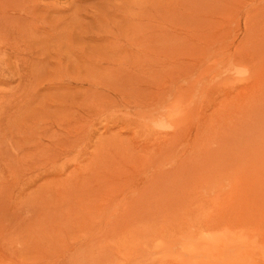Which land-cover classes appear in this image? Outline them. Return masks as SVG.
Masks as SVG:
<instances>
[{"label": "rangeland", "instance_id": "obj_1", "mask_svg": "<svg viewBox=\"0 0 264 264\" xmlns=\"http://www.w3.org/2000/svg\"><path fill=\"white\" fill-rule=\"evenodd\" d=\"M0 218V264H264V0H0Z\"/></svg>", "mask_w": 264, "mask_h": 264}, {"label": "bare ground", "instance_id": "obj_2", "mask_svg": "<svg viewBox=\"0 0 264 264\" xmlns=\"http://www.w3.org/2000/svg\"><path fill=\"white\" fill-rule=\"evenodd\" d=\"M18 213H19V212H18ZM0 219H1V218H0ZM13 219H14V220H13ZM13 219L10 218V219L6 220L8 226L11 224V223H10L11 221H13L14 223H16V225L23 224V223H21V222H22V221H21L22 219L20 220V217L15 216V217H13ZM0 222H1V221H0ZM2 224H3V223H2ZM7 224H6V225H7ZM8 226H7V227H8ZM21 226H22V225H21ZM0 227H1V225H0ZM16 227H17V226H16ZM16 227H14V228H16ZM1 228H2V227H1ZM1 228H0V229H1ZM10 228H12V227H10ZM7 229H8V228H7Z\"/></svg>", "mask_w": 264, "mask_h": 264}]
</instances>
